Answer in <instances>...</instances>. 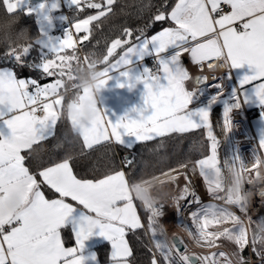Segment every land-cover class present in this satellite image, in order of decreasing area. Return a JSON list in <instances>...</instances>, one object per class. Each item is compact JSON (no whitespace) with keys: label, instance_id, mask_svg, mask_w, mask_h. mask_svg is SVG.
<instances>
[{"label":"snow or ice","instance_id":"1","mask_svg":"<svg viewBox=\"0 0 264 264\" xmlns=\"http://www.w3.org/2000/svg\"><path fill=\"white\" fill-rule=\"evenodd\" d=\"M70 2L79 11H83L84 7L96 10V14L73 25L77 33L90 34V25L107 18L113 12L116 0ZM2 3L5 10L12 14L17 12L24 0H2ZM225 6L230 10L224 11ZM44 7V4L40 5L41 9ZM51 7L56 9L58 4L53 3ZM33 11L26 9V14ZM165 20H170L174 27L163 28L150 37L143 32L136 35L132 29L125 28L121 38L111 42L103 57V62L108 64L117 49H124L114 63L103 69L101 75L106 78L100 85L105 86L112 78L110 73H118L124 78L125 83L120 87L127 84L132 88L136 83H143L144 107L132 110L137 117L125 114L113 123L102 110L90 126L81 127L77 135L82 138L83 148L92 150L103 143L123 145L124 136L134 137L137 142H147L173 133L205 129L211 153L195 161L193 168L199 169L208 192L220 199L221 161L217 155L218 141L213 133L210 111L205 108L187 111L193 92L185 89V81L192 77L182 64L181 57L187 53L194 64H207L209 69L219 66L212 61L222 62L230 68L247 64L253 69L251 75L244 76L240 81L239 88L233 90L232 103L225 106L223 127L225 131H230L233 126V103L237 105L235 109H239L241 96L243 103L249 99L244 94L245 85L260 81L251 89L259 103L264 105V0H177L170 12L159 10L149 26ZM83 39L87 40L88 35ZM30 47L31 43L19 49L9 48L6 55L23 63ZM45 47L51 55L42 59L40 67L46 77L55 78L53 82L42 86L36 79H20L15 73L0 72V197L17 192L29 202L28 210L18 217L6 215L0 207V264L95 262L96 255L86 256L84 250L85 241L97 229L98 235L111 242L110 264H130L129 258L133 253L126 236L130 230L143 227L134 199L142 201L151 213L148 228L153 237L156 236L155 226L160 215L156 205L141 200L139 184L135 186L134 195L125 172L120 170L95 179L78 177L71 156L42 167L38 172L39 179L26 166V160L36 152L37 146H42V142L55 135L64 102L60 90L64 80L74 79L73 65L80 62L72 31L65 32L62 39L55 41L49 37ZM146 56L154 57L156 72L142 66L134 74L137 64L133 58L142 65ZM84 59L87 61L88 57ZM207 79L204 77L203 81ZM196 83L199 87L201 79L197 78ZM215 87L222 92V85L216 84ZM88 95V90L84 89L81 100ZM220 96H214L211 102L214 103ZM148 108L151 114L145 116ZM71 126L76 127L74 117L71 118ZM259 146L264 149V135L259 140ZM261 160L264 159L259 156L255 159L254 178L258 175ZM126 162L132 164L131 160ZM232 162L240 163V157L236 156ZM223 163L227 164V161ZM42 185L51 190L53 198H46ZM189 196L194 197L195 194L186 184L176 198L177 204ZM194 202L199 203V200ZM225 203L246 211L247 204L239 198H228ZM32 216L37 219L34 221ZM191 216L198 237L209 245L215 246L217 240L225 238L242 252L250 242L245 221L227 208L210 204L192 212ZM222 224H231L232 227H223L219 233L207 231L209 226ZM69 225L74 234L73 247H66L61 236V229ZM251 242L255 245V237ZM155 247L167 264H193L194 261H200V264H220L221 261L233 264V259L223 251L214 252L211 256L189 257L181 253L175 243L165 246L157 241ZM173 250L175 256L172 255ZM253 250H256L255 247ZM257 255L264 257V251L257 252ZM236 259L238 264H248L239 253ZM152 264H158V261L154 258Z\"/></svg>","mask_w":264,"mask_h":264},{"label":"trees","instance_id":"2","mask_svg":"<svg viewBox=\"0 0 264 264\" xmlns=\"http://www.w3.org/2000/svg\"><path fill=\"white\" fill-rule=\"evenodd\" d=\"M174 2L175 0H116L113 12L107 18L93 22L90 25L91 32L88 34V39H81L80 47L76 46V54L80 57V62L74 65L77 75L85 64L92 66L90 61L101 67L104 64L103 57L107 48L114 39L121 38L125 28L132 29L136 35L141 32L147 35L166 24L167 20L151 23L149 26L152 17L159 10L168 11ZM94 11L86 7L83 11H79L74 6L71 14L74 19H79L89 16ZM6 13L8 12L0 0V66L10 65L21 77L37 76L41 81L49 80L50 77H46L33 63V60L40 57L36 43L40 35L36 14L34 12L26 14L24 8L18 9L11 16ZM22 29L27 31L22 32ZM30 43L31 47L23 63H18L15 57L6 55L9 48L19 49ZM85 57H88L87 61ZM75 95L76 88L67 92L55 135L42 142V146H37L36 152L26 160L30 171L37 176L42 167L71 156L72 166L78 177L95 179L124 169L130 182L136 185L141 180L171 168L197 161L211 152L205 129L183 134L173 133L164 138L138 142L133 147H125L113 142L94 146L92 150L84 149L82 138L73 131L67 111L68 104L76 98ZM127 160H131L132 164L129 165ZM42 187L47 195H52L46 185ZM139 205L148 228V209L142 201ZM127 236L133 249V255L130 257L132 263H151L155 253L150 245L149 231L142 227L130 230ZM67 239L70 240L69 236ZM247 254V249L244 248L242 255L247 256L246 261ZM158 262L167 264L163 256L158 257Z\"/></svg>","mask_w":264,"mask_h":264},{"label":"crops","instance_id":"3","mask_svg":"<svg viewBox=\"0 0 264 264\" xmlns=\"http://www.w3.org/2000/svg\"><path fill=\"white\" fill-rule=\"evenodd\" d=\"M70 1V0H69ZM177 2V0H175L174 4L171 6V8L166 11V12H170L172 7H174L175 3ZM53 3L58 4V7L56 9H53L51 7V5ZM65 0H59L58 2H56L55 0H45V7L43 9L40 8V12H35L36 17H37V26L38 29L40 31L41 34V29L43 32H49L51 34V32L56 28V27H60L66 23H70L72 26L71 30L68 31H74V36H75V41H76V46L79 47L80 44V38L79 36L83 35L84 33L81 31L79 33H77L74 29V24L73 22H77L76 20H80V19H84L86 17L83 18H79V19H74L72 14H71V10L72 7H74V5L70 4V5H65ZM31 5V0H24V3L20 6L19 9H28V7ZM57 11H61L62 13L65 14L66 20H60L58 18H56L55 14L57 13ZM96 14V10L94 11V13L90 14V15H94ZM166 27H174V25L172 24V22L170 20H167L166 24H164L163 26H161L160 28H158L157 30L151 32L150 34H147L145 36L150 37L151 35L156 34L157 32H159L160 30H162L163 28ZM67 32V31H66ZM86 34V33H85ZM52 35V34H51ZM65 35V33H64ZM60 36V37H64ZM40 36V35H39ZM39 36L37 37V39L39 38ZM54 37V36H53ZM60 37H55V38H60ZM36 39V43H37V47H38V54L42 55V52L39 50L40 45L38 43V40ZM124 49H117L116 53L109 58V62L108 64L114 63L116 59L119 58V56L123 53ZM51 54V53H49ZM68 54H71V50H68ZM41 57V56H40ZM37 58L35 60H33L34 65L40 69L42 71V69L39 66V64L41 63L40 60L41 58ZM150 56H146L143 61L141 62L142 65L135 61L134 59V63L137 64V67L134 69V74L140 71V68L146 67L144 65V61ZM181 62L182 64L185 66L186 70L189 72L190 76L193 74L195 76V79H197L196 77V73L199 71L205 72L207 74L211 73V71L216 72L217 73V77H220L222 72L224 71L225 65H223L221 67H215L214 69H209L207 67V64L200 66V65H196L194 64L189 55L187 53L183 54L181 57ZM216 62V63H220L218 61H212L211 63ZM108 64H103L101 67H99V70L103 71V69L105 67H108ZM214 64V63H213ZM75 65V64H74ZM73 65L72 68V72L74 73V79H69L67 80V82H65L64 86L61 88L60 90V95L63 97V101L65 98V95L67 94L68 91L73 90L76 88V95H75V99L71 100L68 104V116H69V120L71 123V118L74 117L75 119H77V113L80 111V107H81V103L85 100H81V93L83 92L84 89H82L80 87L79 81L77 79V73L75 71V67ZM198 70V71H197ZM204 70V71H203ZM223 70V71H222ZM0 72H12L15 73V75L20 78V79H32L31 77H21L18 76L17 73L15 72L14 68L11 67L10 65H2L0 66ZM43 72V71H42ZM232 72H233V82L239 87L240 86V81L243 79L244 76L246 75H251L253 72V69L247 65L244 64L241 67L238 68H232ZM224 73V72H223ZM110 75H112V78L110 80L107 81L106 85L104 86L103 89H101L100 93L98 94V100H97V104L98 107L101 110H104L105 115H107V117L113 122L115 123L116 120L119 117L124 116L125 114H128L129 116L136 118L137 117V113L132 111L134 108H140V107H144V94H145V89H144V85L143 83H136L135 87L129 88L127 86V84H125L124 87H120V84L125 83L124 82V78L120 77L118 75V73H110ZM192 77V76H191ZM106 78V77H105ZM260 81H255L252 84L249 85H245V90H244V94L247 95L249 97L248 101L246 103H244L249 109H258L260 107H264V105H261L259 103V101L256 99L253 90L251 89L256 83H259ZM193 87V78L189 79L187 81H185V89L187 91L188 88ZM197 89L198 85L194 86ZM233 93H226L220 96L219 99H217L214 103H212V98L214 97L213 95L205 97V98H198V99H192V102L189 105V108L187 111H196L198 109L201 108H205L208 109L210 111V121L212 123V127L215 130L216 134L217 131L219 129H221L222 127V118H223V114L222 112H220V119L221 121H219L218 118V123L215 122V110L217 109V105H219L220 103L223 102V100L226 97L231 96ZM79 100L80 103H74L73 101L75 100ZM224 109V108H222ZM222 111V110H221ZM151 114V109L148 108L147 111H145L144 115H150ZM106 117V119H107ZM194 119H197L196 117H194ZM247 133L250 135H255L258 139V143L259 140L261 138L262 135H264V112L263 113H258L255 114L251 117L250 121L248 119L245 118V130L243 129V134ZM245 137V136H243ZM124 140V144L122 146L128 147L127 145H131V147H133L136 143H138L134 137H128V136H124L123 137ZM115 143V142H114ZM249 145V144H248ZM251 146V145H250ZM251 150H254L253 152L256 154L257 149L255 150L253 147H250ZM225 149L222 148L221 151H224ZM220 151V147L218 150V155H219V160L222 161L221 158V154H223V152L221 153ZM228 151V150H227ZM259 155L262 156V158L264 159V149H261L259 146ZM211 153V152H210ZM210 153L208 155H210ZM207 155V156H208ZM206 157V156H205ZM203 157V158H205ZM202 159V158H201ZM27 166V165H26ZM222 169V167H221ZM120 171H124V169H120ZM34 174V173H33ZM126 174V172H125ZM222 175H223V179H224V185L226 182V177L223 173L222 170ZM37 178L39 179V177L37 176ZM126 179L129 183L130 186H132L133 188V194L136 195V185H133L130 180L128 179V176L126 174ZM199 184H201V181L198 179ZM141 188V187H140ZM41 190L44 191L46 198H53V195L49 196L46 194L45 190L43 189V187H41ZM140 198L141 200H146L145 197L143 198L142 193L140 192ZM70 203H75L72 201H68ZM134 204L136 206L137 209V213L141 219V223L143 225L144 228H146V230L148 231L147 228V224L143 219V216L141 214V210H140V205L139 202L140 200L138 199H134ZM78 206V205H77ZM0 207H2L3 212L6 215H11V216H22L29 207V202L27 199L23 198L19 193L17 192H9L7 193L5 196L0 197ZM79 207V206H78ZM34 221L37 219L35 216L31 217ZM99 230H95L94 234L92 236L89 237V239L87 241H85V250H84V255H90L92 253H94L96 255V261L92 262V261H86L85 264H110V251H111V242H109L108 240H106L105 238H103L102 236L98 235ZM61 236L62 239L65 242V246L66 247H73L75 246V240H74V234L71 230V226H66L65 228L61 229ZM67 236H69L70 240L67 239ZM126 239L128 240L129 246L132 250L133 253V249L131 246V243L129 241L128 236H126ZM68 240V241H67ZM238 253V252H237ZM154 258L157 260V258L154 256ZM153 258V259H154ZM130 260V258H129ZM158 261V260H157ZM236 261V260H235ZM130 264H133L132 261L130 260ZM149 264H152L149 263ZM159 264V262H158Z\"/></svg>","mask_w":264,"mask_h":264},{"label":"built area","instance_id":"4","mask_svg":"<svg viewBox=\"0 0 264 264\" xmlns=\"http://www.w3.org/2000/svg\"><path fill=\"white\" fill-rule=\"evenodd\" d=\"M226 6L224 7V11H229ZM72 26L70 23H66L60 27H56L52 32V36L60 37L63 36L64 33L68 30H71ZM80 47V44H79ZM86 65V64H85ZM144 65L152 70L153 73L156 72L157 65L155 63L154 57L150 56L144 61ZM213 74V73H212ZM213 75L209 76V82L201 83L198 88L195 90L194 87H189V92H193V99L205 98L208 96H216L223 95L226 93H233L234 89L239 88L233 82V72L232 68L225 66L224 73L218 78H210ZM216 84L222 85V92L220 89L215 87ZM233 94L229 97H226L222 103L217 105L220 110L222 108L225 109L226 105H230L232 103ZM241 107L239 109H235L237 105L233 103V111L231 112V116L233 119V125L235 129L239 130V124L241 128L245 130V118L250 121L251 117L258 113L264 112V107H260L258 109H249L243 103V97L241 96ZM249 145H251L256 151V157L259 156V143L258 139L255 135H250L249 137ZM239 145H236L237 156H239ZM248 152L244 154L245 158H250L248 154H255L253 152ZM247 156V157H246ZM253 158V156H252ZM263 159V158H262ZM248 160V159H247ZM194 162H187L180 166L171 168L166 170L160 174H157L153 177L146 178L138 182L140 187L144 191L145 199L148 203L156 205L160 209V215L158 216V224L165 233L166 239V231L165 227L179 225L178 219L182 218L183 226L187 223H190V214L189 212L199 211L206 200L204 194L203 182L201 180V176L199 174V169L193 168ZM186 165V167H184ZM241 163H239V166ZM222 170V169H221ZM241 174V193L243 197V201L246 205V215L242 216L245 221V225L248 230L249 236V244L247 245L249 250L258 248L259 252L264 251V233L260 232L259 226L264 224V160H261L260 167L257 170L258 175L254 178L253 174L251 177L247 175V173H243L241 166L239 168ZM175 172V173H174ZM170 174H176L175 177H172L171 180L166 182L165 177ZM178 174V175H177ZM158 178V179H157ZM198 179L201 181L199 184ZM189 185L190 190L195 194V196H189L186 200H182L177 204V197L181 195V192L185 185ZM154 186V188H153ZM262 188V193L255 192L257 196L252 195L250 191L260 190ZM223 194L225 193V186L222 184ZM259 194V195H258ZM262 194V195H261ZM258 203H253L252 199L257 198ZM196 199L199 200V203L194 202ZM149 211V210H148ZM150 213V212H149ZM151 215V213H150ZM255 237V245L252 244V238ZM182 240V237H180ZM169 244L172 245L173 241L170 240ZM261 258H264L260 256ZM261 258L251 259V262L248 264L258 263L261 261Z\"/></svg>","mask_w":264,"mask_h":264},{"label":"rangeland","instance_id":"5","mask_svg":"<svg viewBox=\"0 0 264 264\" xmlns=\"http://www.w3.org/2000/svg\"><path fill=\"white\" fill-rule=\"evenodd\" d=\"M55 1L58 2L59 0H55ZM65 3L67 5H70L71 4V2L69 0H65ZM41 4H44L45 5V0H39V1H36V2H32L31 1V5L28 7V9L31 8L35 12H37V14H38V12H40V5ZM55 16H56V18H58V19H60L62 21L63 20H66L65 14L62 13L61 11H57V13L55 14ZM76 21H78V20H76ZM73 24H74V22H73ZM72 32H73V38L75 40V36L77 34L74 36V31L72 30ZM85 35H88V34L87 33L86 34L84 33L83 35L79 36L80 40L83 39V37ZM49 37H51L53 41H55L57 39V38L53 37L49 32H43L42 29H41V34H40L39 38L37 39L38 40V43L40 45L39 50L42 52V55H40L42 57V58L40 57L41 58L40 62L42 61V59L45 56H50L51 55V54H49V53H51L50 50L47 47H45V45L48 43V38ZM62 38L63 37H60L59 39H62ZM40 64H39L38 67H40ZM31 78L32 79H36L42 86L45 85V84H48V83L53 82V80L55 79L53 77V78H50L49 80H43V81H41L40 80V77H37V76H31ZM67 80H69V79L64 80L63 86H64L65 82H67ZM223 112H224V109H222V114H223ZM222 120H223V118H222ZM231 120H232V124H233L234 122H233L232 116H231ZM213 133L217 137V141H218V145H217V155H218L219 147H220V151L224 147L227 148L228 155H229V159L231 161V166H232L234 185H236V184L241 185L240 184L241 183V174H240L239 168L241 166V169L243 170V168L245 166V163H246V159L244 158L243 155L244 154H247L248 152H252V150L250 149V147H252V146L248 145L250 134H247L245 132H244V134H242L240 132L238 133V130L235 129L234 125L232 126V129L230 131H225V129L223 127V121H222V127H221V129H219L217 131V134H216V132H215L214 129H213ZM243 136H245V137H243ZM236 145H239L238 148L240 150L239 151V157H240V163H241L240 166H239V163L234 164L232 162L233 159L237 156ZM222 152L223 151H221V153ZM218 159H219V155H218ZM223 162L224 161L222 160L221 161V163H222L221 164V167H222V170H223V173H224L225 170L223 169V166H224V163ZM222 170L220 172L221 186H222V184H224ZM253 174L254 173H252V169H250L249 172L247 173V175L250 176V177ZM201 180L203 182V187H204V192H205L204 196H205L206 200L204 201V203L202 204V206L200 208H203L206 205L213 204V205H217L219 207L227 208L229 211L233 212L235 215H237V216H239L241 218H242V216H245L246 215V212L245 211H241V209L238 206L227 205L225 203L228 198H233V199L239 198V199H241L243 201V197H242V193H241V188H239L237 190V193L235 194V198H234V194L233 195H230V196L229 195L226 196L225 193L223 194V190H221L218 193V196L220 197V199H217L212 193L208 192V190H207V184H206V182L204 181V179L202 177H201ZM224 186H225V192H226V190L228 188V183L225 182V185ZM141 193H142V196L144 198L145 195H144L143 189H142ZM191 213L192 212H189V214H190V223H188L187 226L184 225L182 227L181 226V225H183L182 224V218H179L178 219L179 225H173L174 226L173 228H171L169 226L166 227V229H169L170 228V230L173 229L174 231H177V232H179L181 228L188 227L191 240L195 241L198 244V246H202V247H200L201 249H204L206 252H208V253H204V251H200L198 253V251H195L194 248H190V246H188V244H187V247L186 248H188L190 250L189 251L190 253H197V255L199 257L211 256V254L214 253V252L215 253L221 252L222 250H220L219 248L221 246H224L228 250L229 254L232 256V258L234 260H236L237 262H238V260L236 259L237 252L244 259L247 257L246 255H242V252H239V249H238L237 245H235L232 241H229V240H227L225 238H221V239L217 240L215 242V246L209 245V244L201 241L200 238L197 235L196 224L194 223V221L192 219ZM149 217H150V213L148 211V220H149ZM149 222L150 221H148V224H149ZM223 227H229V228H231L232 225L231 224L212 225V226H209V228L207 229V231L214 232V233H219L222 230ZM148 231H149V239H150L151 248L153 249V251L155 253L154 256L158 260V257L159 256H162V255L160 254V252L155 247L156 242L159 241L162 245H165V246H170V244L168 243L167 238L165 239L164 230L162 229V227H160L159 224H157L155 226V232H156V236L155 237L152 236V233L149 230V228H148ZM205 248H210V252L207 249H205ZM245 248L247 249V253H248L247 254L248 255L247 262L248 263L251 262V259L252 258L253 259H255L256 257L257 258H261L260 255H257V252H259L258 248L255 251L253 249L252 250H249L247 246ZM172 255L175 256V250H173ZM166 263H167V261H166ZM259 264H264V258H261V261H259Z\"/></svg>","mask_w":264,"mask_h":264},{"label":"bare ground","instance_id":"6","mask_svg":"<svg viewBox=\"0 0 264 264\" xmlns=\"http://www.w3.org/2000/svg\"><path fill=\"white\" fill-rule=\"evenodd\" d=\"M214 64H218V63H216V62H213ZM222 66V63L220 62L219 63V66L218 67H221ZM224 70H225V68H224ZM198 71V70H197ZM204 71V70H203ZM223 71V70H222ZM217 72V71H216ZM216 72H213V71H211V73H209V74H207V73H205V72H202V71H199V72H197L196 73V77L197 78H200L201 79V81H202V83L204 84V83H207V82H209V76L210 75H213V77H210V78H213V79H215V78H217V73ZM224 72V71H223ZM223 72H222V74H223ZM213 73V74H212ZM221 74V75H222ZM192 76V78H193V87L195 86V85H197V83H196V79H195V76L192 74L191 75ZM204 77H207L208 79H207V81H203V78ZM219 78V77H218ZM195 88V87H194ZM195 90H196V88H195ZM220 112H222L218 107H217V109L215 110V122L216 123H218V118H219V121H221V119H220ZM238 130V129H237ZM242 133L243 134V128H241V125L239 124V130H238V133ZM224 134V133H223ZM223 149H225L224 151H223V155L221 154V158H222V160L225 162V161H227V164H224V166H223V169L225 170L224 171V175H225V177H226V183H228V188H227V190H226V192H225V195L226 196H230V195H233L234 193H233V191H232V188H233V186H234V179H233V172H232V166H231V161H230V159H229V155H228V151H227V148H223ZM249 155V157L250 158H245V156H244V158L246 159V163H245V166H244V168H243V173L245 174V173H248L249 172V170L250 169H254L255 168V164H256V161H255V159H256V154H248ZM252 156H253V158H252ZM247 157V156H246ZM248 159V160H247ZM222 164V163H221ZM259 169V168H258ZM247 171V172H246ZM175 173V172H174ZM178 175V174H177ZM176 176V174H174V176H173V174H170L169 176H167V177H165V179H166V182L168 181H170L171 180V178L172 177H175ZM158 179V178H157ZM153 188H154V186H153ZM260 190H256V191H250L251 193H252V195H253V197L254 196H257V194H255V192H258V193H262V188H259ZM259 195V194H258ZM262 195V194H261ZM257 199H258V197L257 198H253L252 199V202L253 203H258V201H257ZM188 224V223H187ZM187 224H185L186 226H187ZM182 227H183V225H181ZM169 227H171V228H173L174 226H169ZM180 229V228H179ZM165 231H166V238H167V241H168V243H169V241L172 239V237H173V235H177V236H179V237H182V241L185 243V249L184 250H182V251H180L181 253H183V254H186V255H188L189 256V254H190V250L188 249V248H186L187 247V244H188V246H190V248H194L195 249V251H198V253L200 252V251H204V253H208V252H206L204 249H201L200 247H202V246H198V244L195 242V241H193V240H191V238H190V233H189V229H188V227H184V228H181L180 229V231L179 232H177V231H174L173 229L172 230H170V228L169 229H166V227H165ZM205 249H207L209 252H210V248H205ZM220 250H222L223 252H225V253H227L228 255H229V257L230 258H232V256L229 254V252H228V250L224 247V246H221L220 248H219ZM192 251V250H191ZM196 256L195 257H199L198 255H197V253H194ZM218 259H221V258H218ZM233 259V258H232ZM193 264H200V261H194L193 262ZM220 264H223V261H221L220 262ZM233 264H238V262L237 261H235L234 259H233Z\"/></svg>","mask_w":264,"mask_h":264},{"label":"clouds","instance_id":"7","mask_svg":"<svg viewBox=\"0 0 264 264\" xmlns=\"http://www.w3.org/2000/svg\"><path fill=\"white\" fill-rule=\"evenodd\" d=\"M11 16L12 14L6 13ZM18 23V21H17ZM22 32H26L27 29H22ZM92 64L91 67L85 65L82 70L79 71L77 79L79 81L80 87L82 89L88 90V98H86L80 107V111L77 113L76 119V127H73V131L77 134L81 127L87 128L90 124L97 118V116L102 111L97 104L98 94L104 86L100 85V82L105 79L103 75H101L102 71L99 70V65L90 61ZM74 103H80L77 99L73 101ZM241 188V185L236 184L233 186L232 191L235 194L237 190ZM260 232L264 233V225H260Z\"/></svg>","mask_w":264,"mask_h":264},{"label":"water","instance_id":"8","mask_svg":"<svg viewBox=\"0 0 264 264\" xmlns=\"http://www.w3.org/2000/svg\"><path fill=\"white\" fill-rule=\"evenodd\" d=\"M32 2H36V1H39V0H31ZM127 156H129L127 154ZM264 217V215H263ZM173 243H175L177 245V247L179 248L180 251L184 250L185 249V244L184 242L180 239L179 236L177 235H173L172 239ZM196 255L194 253H190L189 254V257H195Z\"/></svg>","mask_w":264,"mask_h":264}]
</instances>
